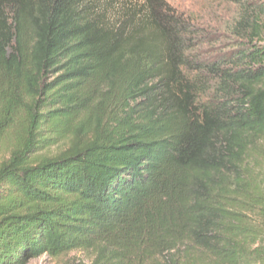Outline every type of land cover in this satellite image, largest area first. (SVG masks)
<instances>
[{
	"label": "trees",
	"instance_id": "obj_1",
	"mask_svg": "<svg viewBox=\"0 0 264 264\" xmlns=\"http://www.w3.org/2000/svg\"><path fill=\"white\" fill-rule=\"evenodd\" d=\"M175 1L0 0V264H264V0Z\"/></svg>",
	"mask_w": 264,
	"mask_h": 264
},
{
	"label": "rangeland",
	"instance_id": "obj_2",
	"mask_svg": "<svg viewBox=\"0 0 264 264\" xmlns=\"http://www.w3.org/2000/svg\"><path fill=\"white\" fill-rule=\"evenodd\" d=\"M248 1V0H247ZM124 2H120L121 7ZM172 5L182 13L196 20L200 25L202 34L212 42L206 46V55L213 54L228 56L232 49V39L227 34L231 21L236 17V7L231 4H220L213 2L192 3L186 0L172 2ZM118 11V5L106 9L108 18H114ZM230 42V43H229ZM12 137L5 138L0 142V161L3 162L9 155ZM93 256L91 253L74 252L59 258H51L47 255L31 261L29 264H91Z\"/></svg>",
	"mask_w": 264,
	"mask_h": 264
}]
</instances>
